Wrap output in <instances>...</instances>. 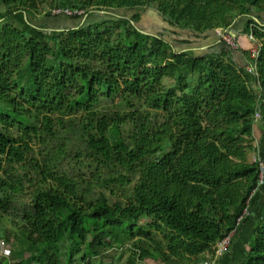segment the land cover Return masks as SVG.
<instances>
[{"label": "trees", "instance_id": "trees-1", "mask_svg": "<svg viewBox=\"0 0 264 264\" xmlns=\"http://www.w3.org/2000/svg\"><path fill=\"white\" fill-rule=\"evenodd\" d=\"M0 5V219L7 216L19 230L28 260L60 264L63 251L62 264H108L102 252L130 242L125 264H195L230 234L234 252L241 224L251 219L236 264H264V205L256 206L264 192V184L257 187L264 160V24L253 15L264 11V0ZM41 5L50 8L47 16L58 15L52 8L83 11L71 19L92 10L136 12L49 30L25 18ZM150 6L170 26L197 37L229 32L245 18L236 50L254 70L238 66L226 44L195 55L162 34L145 33L140 22ZM115 99L123 109H100ZM256 111L263 122L259 146L253 143ZM124 124L133 128L126 138ZM14 126L19 137L10 134ZM65 130L81 133L84 148H69ZM127 185L131 199L111 202L110 194Z\"/></svg>", "mask_w": 264, "mask_h": 264}, {"label": "rangeland", "instance_id": "rangeland-1", "mask_svg": "<svg viewBox=\"0 0 264 264\" xmlns=\"http://www.w3.org/2000/svg\"><path fill=\"white\" fill-rule=\"evenodd\" d=\"M0 8H3L0 5ZM41 11L40 12H35L33 15H27V18L33 22L36 25H39L41 28H47L49 26L43 25L44 21H47L49 19H52L56 22L55 16H47L44 12L49 8L48 6L41 5L40 6ZM50 9V8H49ZM104 10V9H103ZM121 10L124 15L128 16L131 18L133 14L136 12L134 9H129V8H124V9H117ZM64 15V14H62ZM59 16V15H57ZM65 18L60 20V23H63V21H68L70 20L67 15H64ZM83 18V16L79 19H75L73 21V24H68L70 26L78 24V22ZM115 18V16L105 13L102 10H92L87 14L86 22L87 23H94V22H99L105 19H111ZM246 19L245 18H239L236 22V24L229 29V32L233 35L236 36L239 41H243L244 39V23ZM15 25H19L17 21L12 22ZM65 23V22H64ZM141 27L150 33H155V34H162L166 39L170 40V36H174L172 29H176L177 32H181L182 30L179 28H175L173 26H170L167 21H165L157 12L156 8L153 6L147 7L146 9L143 10L142 12V20L140 22ZM69 25H66L69 26ZM188 31V30H186ZM214 32V31H213ZM215 34V32H214ZM216 35V34H215ZM185 37V35H184ZM191 36H188L187 38H190ZM186 39V38H185ZM195 41V40H191ZM197 45H201L200 43L203 42L202 40L196 41ZM241 43V42H240ZM174 45L178 48L184 46L181 45L179 42H175ZM164 82L168 85L172 84L173 82L171 80H164ZM124 106H120L117 102V99L115 100H104L102 104L100 105V109L103 111H111L115 109H123ZM160 113L158 112V117ZM38 122V120H35ZM132 126L130 124H124L121 125L120 130H121V135L126 138L128 135H130ZM64 134L70 135L71 140L69 141V148H72L74 150H80L84 148V143H83V135L79 133L78 131L70 132L67 133V131H63ZM10 134L13 137H19L22 132L18 126H14L10 130ZM33 135V134H32ZM34 137V135L32 136ZM32 145L34 146L35 151L38 149V144H36V140L33 138ZM254 156H256L253 152H251L248 156V159L250 161H254ZM263 190V189H262ZM1 197V195H0ZM131 199V185H127L124 187H120L119 189L115 190V194H110V201H119L122 203H126ZM258 204L264 205V192H261V194L258 196L256 206ZM129 245L130 242L126 243L121 249H106L102 252L101 255L103 256H108L106 261L108 264H125L128 255H129ZM63 248V247H62ZM241 249L239 250V254L243 257V254L245 253L246 249V243H243V245L240 247ZM27 244L24 242L22 236L20 235L19 230L16 229L14 224H12L10 218L7 216H3L2 219H0V251L2 254H0V264H36L34 262H31L30 260L27 259ZM229 248L226 251V253L222 256V259L224 257H227L229 254ZM100 255V256H101ZM230 255V254H229ZM64 252H61L59 262L62 264L64 262ZM99 256V257H100ZM214 254L210 252H206L204 255H201L198 257V261L195 264H204V262L212 259ZM79 257V256H78ZM99 257H95V260L98 261ZM240 257V258H242ZM235 258V257H234ZM221 257L217 260V264H221L222 259ZM226 264H233L235 263V260H230V256L227 257ZM220 261V262H219ZM224 263V262H223ZM137 264H157L156 261L153 259H145L142 261L137 262Z\"/></svg>", "mask_w": 264, "mask_h": 264}, {"label": "crops", "instance_id": "crops-1", "mask_svg": "<svg viewBox=\"0 0 264 264\" xmlns=\"http://www.w3.org/2000/svg\"><path fill=\"white\" fill-rule=\"evenodd\" d=\"M253 15L256 17H259L261 22L264 24V11L254 12ZM64 22L65 21H63V23L55 22L52 18V19H49L47 21H44L43 25L49 26L47 28H50V29H56V30L59 29L60 30V29H66L67 28L66 23H64ZM172 31H173V33H178V35L170 36V41H173L175 43V42H178V40H189V42H190L189 44H187V45L184 44V46H182L180 48H183V49L189 48L194 52L195 55H201V54H204L206 52H220L222 49H225V48L228 49V47L225 45V43L217 35H215L213 31H207L198 37H197V35H194V33H192L191 31L182 30L181 32H177L176 29H172ZM184 35H185V37H184ZM188 36H191V37L187 38ZM191 40H195V41H191ZM200 40L203 41L200 43L201 45L195 44V43H197L196 41H200ZM181 45H183V44H181ZM229 51L231 53L233 61L238 66L248 67L249 65H251L250 60L245 57V55L242 52V49L233 50L230 48ZM262 130H263V122L261 120H259L254 125V134H253L254 145L259 146L258 143L262 139V135H261ZM250 215L253 216L254 212L251 211ZM251 229H252V220L251 219H247L241 224L240 229L236 235L235 243H237V246H236V248L234 247L235 253L234 252L230 253V260H232V259L235 260V263H233V264H236L237 261L239 260L241 254H239L238 252L241 249L240 247L242 246V243L248 240V237L251 233L250 232ZM221 259H222V257H221ZM227 260L228 259L226 257L225 261H224V257H223L221 264H226Z\"/></svg>", "mask_w": 264, "mask_h": 264}, {"label": "built area", "instance_id": "built-area-1", "mask_svg": "<svg viewBox=\"0 0 264 264\" xmlns=\"http://www.w3.org/2000/svg\"><path fill=\"white\" fill-rule=\"evenodd\" d=\"M51 12L53 15L66 14V15L72 16L75 14H80L83 11L82 10H73V9H68V8H65V9L64 8H52ZM214 32L229 48H231L233 50L238 49L239 46H238L237 38L235 35L231 34L230 32L224 31L222 29H215ZM248 37L250 39H254V36L252 33H249ZM257 53H258L257 47H253L250 49L251 58H256ZM246 68L250 72H252L254 70L252 65H249ZM260 116H261L260 111H256L255 121H257L260 118ZM254 160H256L255 156H254ZM259 165H260V173H259V179L257 182V187H260L264 184V160L260 159ZM231 235L232 234L226 236L225 238H223L221 241H219L216 244L213 258L204 262V264H217V260L226 252V250L230 244ZM0 254H2L1 251H0Z\"/></svg>", "mask_w": 264, "mask_h": 264}, {"label": "water", "instance_id": "water-1", "mask_svg": "<svg viewBox=\"0 0 264 264\" xmlns=\"http://www.w3.org/2000/svg\"><path fill=\"white\" fill-rule=\"evenodd\" d=\"M103 12H105V13H108V14H111V15H113V16H116V17H128V16H126V15H124V13H122V11L121 10H117V9H104V10H102ZM25 18H26V20H28V18H27V16L25 15ZM86 18H87V14H85L84 16H83V18L78 22V24H76V25H72V26H70L69 24H68V22L70 23V24H73V21L75 20V19H71V18H69L70 20H68V21H65V23H66V25H69V26H67V28L66 29H64V30H68V29H71V28H76L77 26H79V25H82V24H85L86 23ZM141 25V24H140ZM141 27V26H140ZM142 28V27H141ZM49 30H50V28H48ZM57 30H59V29H57ZM61 30V29H60ZM145 33H149L148 31H145V30H143Z\"/></svg>", "mask_w": 264, "mask_h": 264}, {"label": "flooded vegetation", "instance_id": "flooded-vegetation-1", "mask_svg": "<svg viewBox=\"0 0 264 264\" xmlns=\"http://www.w3.org/2000/svg\"><path fill=\"white\" fill-rule=\"evenodd\" d=\"M54 18H55L56 22H59L60 20H62L63 18H65V16L64 15H59V16H56Z\"/></svg>", "mask_w": 264, "mask_h": 264}]
</instances>
